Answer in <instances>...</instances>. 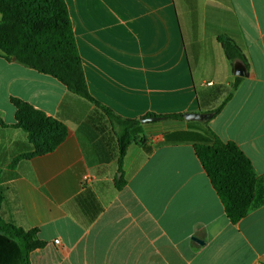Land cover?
<instances>
[{
    "label": "crops",
    "instance_id": "0c3cea01",
    "mask_svg": "<svg viewBox=\"0 0 264 264\" xmlns=\"http://www.w3.org/2000/svg\"><path fill=\"white\" fill-rule=\"evenodd\" d=\"M64 3L87 92L114 114L209 113L225 102L207 121L140 123L116 188L117 142L101 111L50 75L0 56V219L37 231L42 246L28 263L264 264V0ZM221 36L242 59L228 61ZM11 98L62 121L64 141L28 156ZM206 130L234 144L255 173L252 203L234 223L194 142L165 139ZM0 264H23L20 243L2 230Z\"/></svg>",
    "mask_w": 264,
    "mask_h": 264
},
{
    "label": "trees",
    "instance_id": "16d2710c",
    "mask_svg": "<svg viewBox=\"0 0 264 264\" xmlns=\"http://www.w3.org/2000/svg\"><path fill=\"white\" fill-rule=\"evenodd\" d=\"M218 41L228 61L242 59L240 50L231 39L221 36ZM0 56L50 75L69 93L101 111L116 137L119 177L114 182L116 188H120L124 183L121 166L126 149L132 142L141 141L133 136L141 118H122L88 94L64 0H0ZM237 83L238 79H235L233 89ZM10 102L15 107V126L26 132L32 145L28 156L50 153L64 141L68 132L62 121L47 116L20 99L11 98ZM224 102L209 112L211 116ZM146 117L183 119L182 114L156 116L149 113L143 118ZM206 132L208 136L195 131L176 132L166 135L165 139L167 142L173 139L194 142V152L223 204L226 217L234 223L245 216L252 203L255 173L249 160L234 144L224 143L210 131ZM0 230L18 240L23 264H29L31 250L42 246L35 229L24 231L0 219Z\"/></svg>",
    "mask_w": 264,
    "mask_h": 264
},
{
    "label": "water",
    "instance_id": "95a60500",
    "mask_svg": "<svg viewBox=\"0 0 264 264\" xmlns=\"http://www.w3.org/2000/svg\"><path fill=\"white\" fill-rule=\"evenodd\" d=\"M185 120H194V121H207L210 119L211 114L210 113H201V112H196V113H186L183 115ZM157 117H146V118H141L140 123H146V122H152L157 120ZM196 242L199 244H202V241L199 239L194 238Z\"/></svg>",
    "mask_w": 264,
    "mask_h": 264
},
{
    "label": "built area",
    "instance_id": "2783aa9c",
    "mask_svg": "<svg viewBox=\"0 0 264 264\" xmlns=\"http://www.w3.org/2000/svg\"><path fill=\"white\" fill-rule=\"evenodd\" d=\"M53 243L57 245L59 243V241L56 239V240L53 241Z\"/></svg>",
    "mask_w": 264,
    "mask_h": 264
}]
</instances>
